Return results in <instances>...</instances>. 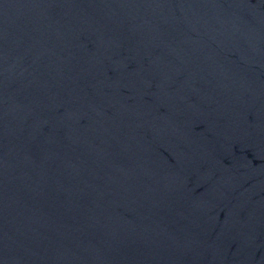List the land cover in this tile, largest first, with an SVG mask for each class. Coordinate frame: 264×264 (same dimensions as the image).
<instances>
[{
	"label": "water",
	"instance_id": "obj_1",
	"mask_svg": "<svg viewBox=\"0 0 264 264\" xmlns=\"http://www.w3.org/2000/svg\"><path fill=\"white\" fill-rule=\"evenodd\" d=\"M0 264H264V0H0Z\"/></svg>",
	"mask_w": 264,
	"mask_h": 264
}]
</instances>
